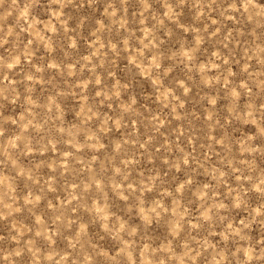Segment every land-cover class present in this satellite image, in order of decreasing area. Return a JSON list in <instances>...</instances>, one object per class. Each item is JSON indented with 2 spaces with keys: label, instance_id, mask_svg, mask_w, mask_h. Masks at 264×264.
I'll return each mask as SVG.
<instances>
[{
  "label": "clouds",
  "instance_id": "9594fccd",
  "mask_svg": "<svg viewBox=\"0 0 264 264\" xmlns=\"http://www.w3.org/2000/svg\"><path fill=\"white\" fill-rule=\"evenodd\" d=\"M66 2L48 0V9L53 3L63 8ZM130 2L137 9L131 16L126 7ZM38 3L0 0V48L6 53L0 55V96L7 98L11 93L13 99H23L16 91L23 85V95L28 97L27 110L19 119L0 120V174L7 173L6 180H14L18 171L31 174L26 187L43 193L45 189L34 185L32 177L47 165L53 152L56 171L51 175L61 177L55 161L66 158L65 184L83 173L73 183L80 196L74 211L79 215L82 204L91 213L85 223H97L103 235L97 232L93 237L85 231V223L77 230L75 223L65 222L63 206L58 205L50 225L13 222L0 233V264H264V0H107L104 17L94 29V52L89 49L88 56L73 58L77 41L64 31L60 45L64 59L53 65L59 69L60 82L47 78L49 53L55 56L53 44L41 57L36 40L24 43L23 33L36 27L29 9ZM189 6L192 19L185 26L180 17ZM51 15L66 23L62 12ZM43 23L35 36L43 40L41 33L48 29L53 33L49 39L55 42L61 25L53 28L51 17ZM185 33L192 38H185ZM168 42L180 47L166 49ZM205 45L211 47L200 63ZM129 56L131 68L155 77L159 103L168 109L175 106L173 111L182 115L187 113L180 100L191 94L190 78L182 89L173 84L166 98L161 81L177 64L191 66L204 93L198 103L207 104L205 124L224 130L219 141L215 137L206 140L197 152L182 147L179 135L175 140L158 139L161 119H141L137 97L120 100L131 85L117 84L114 89L107 80L116 73L114 62ZM85 70L88 79H84ZM8 75L19 79L8 82ZM38 83L50 86L51 99L33 96ZM95 87L101 91L93 95L88 89ZM69 95L80 99L79 110L57 107ZM101 105L112 115H106ZM221 106L222 116L218 115ZM172 114L162 112L163 122ZM113 119L116 127L131 129L114 147L111 141L102 143L111 135ZM140 123L150 129L147 139L136 132ZM10 125L17 126L14 132L9 131ZM187 134L195 139L191 129ZM5 136L10 137L6 143ZM156 143L162 151H151ZM28 153L32 154L30 166L22 165ZM140 157L149 162L162 159L163 164L136 175ZM165 166L167 172H163ZM197 169H206L204 174L210 179L208 184L196 185L189 201L186 194L195 185ZM113 193L119 208L113 203ZM149 193L158 199L149 200ZM41 199L42 195L19 201L5 188L0 201L10 203H4L0 219L24 208L39 211L36 205ZM193 201L198 210L192 209ZM137 207L140 220L132 223L127 214ZM241 210L247 215L236 223L234 213ZM153 223L165 227L162 242L150 234ZM48 227L54 229L51 234ZM104 236L111 237L116 247L105 249L99 242ZM56 239L66 241L62 250L56 248Z\"/></svg>",
  "mask_w": 264,
  "mask_h": 264
},
{
  "label": "rangeland",
  "instance_id": "374dc122",
  "mask_svg": "<svg viewBox=\"0 0 264 264\" xmlns=\"http://www.w3.org/2000/svg\"><path fill=\"white\" fill-rule=\"evenodd\" d=\"M28 0H20L21 4L27 3ZM107 0H68L65 3L63 8H60L59 4L53 3L51 8L48 9V0H40V3L36 4L33 8L29 9L31 13V19L36 21L35 29L29 28L28 31L23 33L24 43L29 44L31 41L36 40L37 44V53L39 56L43 57L45 53L48 51L49 43L53 44V49L55 52V56H52L49 53L48 64L50 68V72L47 78L54 80L55 82H60L62 77L59 75V69L53 67L54 64H57L59 60L64 59L63 49L60 45L63 43V33L64 31H68V38L75 39L77 41L76 49L73 52V58L88 56L89 49H92L93 41L96 39L94 33V29L99 26V22L104 17V9ZM128 8V14L131 16L136 12V4L128 3L126 5ZM48 9V10H46ZM22 10V8H21ZM52 11H58L63 13V19L66 21L65 24H61V20H58L57 17L52 16ZM19 13L17 12V15ZM49 17H51L52 27L55 28L58 25H61V30H58L56 33V41L53 42L49 38L53 35V33L46 29L45 33H41L44 35L43 40H39L35 36V32L44 28L43 21H48ZM192 12L191 7H186L183 10V14L180 17L181 22L187 26L188 23L191 22ZM212 19H215L213 16ZM29 22L25 21V25ZM227 28V26H225ZM74 33V35H73ZM114 35V34H113ZM185 38L191 39L192 37L185 33ZM111 43V38H109V46ZM6 47V46H5ZM180 47L179 44L175 42H168L165 45L166 49H172L175 51ZM211 47L210 45H205L202 49V53L199 57V62L203 63L207 58L206 49ZM93 52L95 49H92ZM215 50V49H212ZM6 54L3 48H0V55ZM132 57L129 56L127 59L121 58L120 61H115L116 73L114 76L107 77V80L111 82V85L115 89L117 84H122L127 87L129 84L131 85L128 90L120 96V100L132 99L133 97L138 98L139 109L142 113L141 119L145 117L148 120H151L153 117H157L161 119V123L158 125L160 128V132L157 134L158 139L167 140V138L171 137V139L175 140L177 136H180L181 146L187 149L195 148L197 152L201 151V147L205 144L206 140H210L215 137L218 141L220 139V135L223 134V129H215L210 124H205V121L208 119L207 112V104L198 103L200 97L204 95L201 90L198 82V73L192 74L190 72L191 66H185L184 64H177L176 68H174L171 72H168L165 76V79L161 81L163 85V90L166 94L168 91L172 90V85L175 84L178 87L184 86L186 82V78H190L192 87L190 89V95L185 94L187 99H181L180 104L187 115H182L181 111L173 109H168L165 105H161L159 103L160 90L155 87V77L145 76L142 72H137L135 69L131 68ZM27 63V61H25ZM67 68V63L64 65ZM99 76V73H97ZM19 79L18 76L8 75V82ZM84 79H88L87 70L84 73ZM0 81H2V77H0ZM67 81H64V86H67ZM23 85H18L16 88L17 92L21 93V98L13 99L11 93H9L8 97L5 98L0 96V120H8L11 119H19L24 111H26V101L28 97L23 95ZM50 87V86H49ZM49 87L41 86L39 83L34 89L33 96L40 97L41 99H51V93L49 91ZM88 91L91 94H96L101 91L100 87L89 88ZM146 98L148 102L146 103ZM211 97L209 98V100ZM81 101L79 98L74 96H66L64 100V104H58V108L62 107H72L76 106L77 110H79V105ZM220 104H223V100H221ZM104 108L106 115L111 116L112 112L108 110L107 106L101 105ZM112 107H119V105H113ZM169 111H172V115L168 116L167 121L163 122L162 112L163 114H167ZM224 109L223 107L218 108V115L222 116ZM203 113V116H201ZM193 114L195 118H193ZM72 113L67 114V118L71 119ZM10 123V122H9ZM115 119H113L112 124L113 127L111 129V135L106 138L102 143H107L111 141L113 147L116 143L119 142L120 138H127L126 133L130 132L129 128H119L115 126ZM16 125H10L9 131L14 132L16 130ZM189 129L192 130V135L195 136V139H192V136L188 135ZM150 129L146 128L143 123L136 125V132L138 135L143 136L144 139H147L146 132H149ZM10 137L5 136L4 142H7V139ZM151 151L159 152L162 151L159 148V144L156 143ZM217 151H219V147L217 146ZM31 153H28L25 156L21 163L22 165L30 166L29 157ZM55 152H53L47 161L46 166H42L38 169V175L32 177V181L34 185H40L45 189L43 193L40 192L39 188L35 190L30 187H26V183L31 174H21L19 171L16 174V178L14 180H6L5 177L7 173L0 174V191H3L5 188H8L10 191L16 195L19 201H24L25 198L29 200L34 199L36 196H41L42 199L37 203L35 209L29 210L28 208H24L18 212H14L10 217H6L4 219H0V233H3L7 230V228L11 227L13 222H19L21 224H25L31 226L33 224L38 225L40 222H43L45 225H50V221L54 219V213L56 210V206L62 205L64 211V220L72 221L76 224V229L79 230L80 223H85L86 219H91V213H86L83 205L79 209V215L77 211H74L76 208V202L80 199L79 189L73 187V183L75 180L80 179L83 176V173H80V176L76 177L74 180H71L69 183L65 184L63 177L68 176V173L64 172V168L66 166V158L56 160L55 164L59 165V171L62 174L61 177L51 175L52 172L56 171L55 165L53 164V159L55 157ZM63 155V154H61ZM139 155V154H138ZM168 158H174L171 155ZM161 164H163V160H153L151 162L148 161L146 157H140L139 165L136 169L135 174L139 175L141 171H144L147 174V170L152 168L153 165L160 168ZM81 167H83L81 165ZM168 169L165 166L163 168V172H167ZM175 172V169L172 170ZM206 169H197L193 176L195 178V185L193 186L190 193L186 194V198L191 201L192 196L196 192V185L203 186L209 183V177L205 175ZM163 174V173H162ZM183 173H178L177 177L182 176ZM169 181H171V176L165 177ZM59 179V186H57V180ZM231 180V178H230ZM178 186V185H177ZM111 198L113 203L117 208L120 207V201L115 196V194H111ZM149 200L158 199V195H154L149 193ZM196 199H199L197 196ZM4 203H10V201H0V210H3ZM172 201H169L171 204ZM19 207V204H17ZM151 207V204H149ZM185 207H188V204H185ZM192 209L198 210V205L193 201ZM191 210V209H190ZM140 208L137 207L133 209L132 213L127 214V219L132 222H138L140 220L139 216ZM195 214V212H194ZM119 215V212H117ZM236 217V223H239L240 218L247 215V213L241 211L234 213ZM39 218V219H37ZM52 227H48L47 231L49 234L53 232ZM85 231L89 232V234L95 237L97 232L100 235H103V229L98 226L97 223H85ZM150 234L155 238L156 242H162L163 238L166 234L164 226H157L153 223L150 226ZM55 239V237H54ZM100 244L103 245L105 249L115 248V241L109 237L104 236L102 240L99 241ZM66 241L64 239H56V248L58 250H62L65 247ZM63 255V252H61Z\"/></svg>",
  "mask_w": 264,
  "mask_h": 264
}]
</instances>
